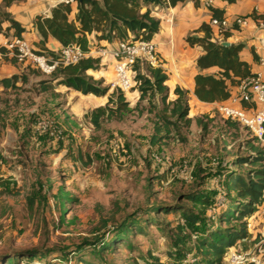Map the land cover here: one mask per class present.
Returning <instances> with one entry per match:
<instances>
[{
	"label": "rangeland",
	"instance_id": "rangeland-1",
	"mask_svg": "<svg viewBox=\"0 0 264 264\" xmlns=\"http://www.w3.org/2000/svg\"><path fill=\"white\" fill-rule=\"evenodd\" d=\"M70 3L75 10L77 3ZM34 66L20 72L25 80L15 95L22 99L38 79L50 78ZM110 75L115 77L114 69ZM105 86L111 93L116 89ZM133 93H126L128 101H135ZM62 103L54 104L64 117L39 112L44 105L37 102L14 101L15 107L5 108L10 125L4 123L13 131L0 135V264H202L196 231L208 236L231 227L222 221L235 198L227 179L247 176L254 168L238 161L253 157L251 147L260 149L249 134L228 126L214 107L191 113L192 124L180 135L173 132L152 146L159 110L144 116L148 103L134 113L101 119L100 129L88 120L90 111L82 114L79 101ZM53 130L60 134L52 136ZM195 195L211 206L194 207ZM28 196L39 198L33 210ZM260 209L247 222L251 236L227 250L224 264L232 255L258 251L264 239ZM189 210L200 220L196 226L184 219Z\"/></svg>",
	"mask_w": 264,
	"mask_h": 264
},
{
	"label": "trees",
	"instance_id": "trees-1",
	"mask_svg": "<svg viewBox=\"0 0 264 264\" xmlns=\"http://www.w3.org/2000/svg\"><path fill=\"white\" fill-rule=\"evenodd\" d=\"M23 1L1 0L0 43L4 39H24L23 35L26 30L7 12L11 6ZM188 1L190 0H99L82 4L75 1L77 3L75 10L71 3H60L51 10L50 17L38 16L34 21V28L42 38L41 45L44 47L42 50L48 52L53 58L57 57L58 53H52L45 47L50 39L59 42L63 48L79 45L86 53L91 52L93 47H101V43H117L118 45L124 41L152 42L160 30L161 22L153 16L150 7L174 8ZM192 1L196 5L199 4L198 0ZM209 11L212 14V19H224L223 13L218 9L212 8ZM252 18L257 23L264 25V14L254 13ZM5 24L7 27H4ZM213 31L210 25H203L197 32V34H202L201 37L193 35L187 38L190 46H200L204 50V55L197 61L200 73L195 78V96L204 104H224L231 100L232 88H237L242 80L254 76V74L251 71V66L240 58L244 45L232 44L229 47H224L221 43L226 42L230 36L229 33L224 36L223 41H219L215 39ZM91 36H94L92 41L89 39ZM5 52V48H0L1 54L4 55ZM4 61L12 62L14 60ZM140 62L144 63L147 68L145 69ZM99 66V58H87L77 65H60L50 75V81H44L42 84L57 82L58 85L65 86L84 96L107 97L106 105L92 113L91 122L96 129H100V120L103 118L127 115L142 110L141 104L144 101L149 106V108L144 107V113L147 111L152 116L153 111L158 108L159 112L155 115L157 123L154 125V133L151 137L152 146L166 141L173 132L180 135L183 126L189 127L192 124V120L189 119L191 113L188 92L180 87L176 88L177 98L171 101L169 89L166 86L168 76L162 68L151 67L142 60H139L134 66L132 91L139 93V99L137 105L132 109L123 91L117 88L111 93V87L105 86L103 81H95L93 77L88 76L89 71H98ZM211 69H215L217 72L209 75L203 74L204 71ZM134 74H136L135 77ZM20 80L24 81L25 79L21 76H13L10 79L0 80V83L6 87ZM157 99L160 102V108L155 104ZM225 120L228 126L237 125L245 130L239 123ZM196 122L203 130L208 129V124H204L201 120ZM245 131L247 132V130ZM252 140L257 144L253 138ZM258 146L260 149L251 147L253 157L242 158L238 161L239 166L247 164L254 169L250 170L247 176L229 175L227 179L230 190L235 193V198L230 203L222 221L231 227L213 232L208 236L204 231H196L197 240H200L197 247L199 258H204L202 264H224L227 250L234 247L238 241L251 236L248 234L247 222L264 204V150L260 145ZM199 196L190 197L194 207L201 204L204 205V208H209L212 202L207 199H205L207 201L205 203L200 202ZM38 199L36 196H28V209L33 210ZM183 216L190 226H196L200 221L194 213H191V210L184 212ZM234 223L236 225L232 226ZM203 227L207 231L209 225L204 222ZM29 257L31 258L32 255ZM12 259L14 257H10V260ZM84 262L86 261H82L81 264Z\"/></svg>",
	"mask_w": 264,
	"mask_h": 264
},
{
	"label": "crops",
	"instance_id": "crops-1",
	"mask_svg": "<svg viewBox=\"0 0 264 264\" xmlns=\"http://www.w3.org/2000/svg\"><path fill=\"white\" fill-rule=\"evenodd\" d=\"M207 0H198V5L192 0L185 4H180L174 8L156 7L151 6L153 16L161 22L159 32L155 35L152 42L158 46L160 54V65L163 71L168 76L166 86L169 89V99L175 100L176 88L180 87L188 92V101L190 106V113L194 115L206 114L214 107H219L222 104H204L200 102L195 96V78L200 73L197 66L198 59L204 55V50L200 46H190L187 42L189 36L197 34L203 25H209L212 14L205 8V2ZM50 2V3H49ZM58 3L53 4L52 0H24L23 2L16 3L7 9V12L12 18L17 21L26 30L23 38L29 41L31 47L36 51L42 50L44 47L41 45L42 38L38 31L34 28V21L38 16L50 17L51 10L57 6ZM0 6L2 2L0 0ZM77 8V6H76ZM213 8L218 9L223 13L224 18H232L235 16L243 17L248 20V26L234 32L229 33V37L226 42L231 45L243 44L244 49L240 53V58L243 62L251 66V71L254 75L261 74L264 78V65L259 62V58L264 54V26L253 20L252 15L257 13L258 15L264 14V0H215ZM7 27V25H4ZM215 39L223 41L224 37H221L217 32L213 31ZM94 36L89 37L92 41ZM103 48L113 49L117 46V43L108 44L101 43ZM46 49L52 53H59L63 46L50 39L46 44ZM99 47H93L91 49V55L89 58L100 59V66L98 71H89L88 76H93L96 81H103L104 84H114L115 77L111 76V72L115 67V61L111 57H100L96 54V50ZM28 61H12L7 62L0 60V80L10 79L13 76H20L21 71L29 66ZM31 68H36L31 67ZM217 70L211 69L203 72L205 75L214 74ZM115 73V72H114ZM44 81H50V78L38 79L37 85H34L33 90L25 96V99L15 95L17 87L20 86V81L17 83H11L8 86H3L0 83V135L5 131H13L10 126H6L7 117L4 116L6 106L13 105L14 101H30L31 104H43L44 110L39 112L45 113L46 110H52L56 114H65L57 108L58 104H54L56 101H62L64 105L68 104L71 98L75 101H79L80 111L83 115H86L88 111V120L91 121L92 113L100 108L104 107L107 103V97L98 98L92 95L84 96L81 93L75 92L65 86H60L57 82H49L43 85ZM34 92V95L30 98V94ZM236 93V88H232V95ZM133 99L135 101H128L133 108L137 105L139 99V93H133ZM229 102V101H228ZM227 102V103H228ZM16 103V102H15ZM147 104V102L144 101ZM224 103V104H227ZM160 105V102L158 101ZM36 106H33L35 109ZM146 106V105H145ZM160 107V106H159ZM88 108V109H87ZM86 109V111H82ZM88 110V111H87ZM50 114V112H48ZM148 115L146 111L144 116ZM79 116V115H78ZM6 121H5V119ZM5 122V123H4ZM10 125L9 123H7ZM13 125V123H11Z\"/></svg>",
	"mask_w": 264,
	"mask_h": 264
},
{
	"label": "built area",
	"instance_id": "built-area-1",
	"mask_svg": "<svg viewBox=\"0 0 264 264\" xmlns=\"http://www.w3.org/2000/svg\"><path fill=\"white\" fill-rule=\"evenodd\" d=\"M214 2L215 0H207L205 8L212 9ZM209 25L219 36L224 37L227 33L247 27L248 20L239 16L227 17L223 20L211 19ZM0 48L6 49L4 55L0 53V60L7 57L11 60L28 61L47 75L55 72L60 65H77L91 55V52H84L79 45H70L62 48L57 57L47 58L34 51L27 40L19 38L4 39L0 43ZM96 54L100 57H111L115 61V83L112 86L125 94L133 89V69L139 60L145 61L154 68L160 65L158 46L153 42L124 41L111 50L99 47ZM259 62L264 65V54L260 56ZM219 112L225 119L239 123L264 150V78L261 74L242 80L231 100L219 106ZM55 133L60 134L59 131L53 130L52 135L55 136ZM260 210L264 215V204ZM226 262L227 264H264V239L257 252L248 256L232 255Z\"/></svg>",
	"mask_w": 264,
	"mask_h": 264
},
{
	"label": "water",
	"instance_id": "water-1",
	"mask_svg": "<svg viewBox=\"0 0 264 264\" xmlns=\"http://www.w3.org/2000/svg\"><path fill=\"white\" fill-rule=\"evenodd\" d=\"M75 1H78L79 3H84V2H95V1H99V0H61L60 3H70V2H75ZM58 3V5L60 4ZM56 7V6H55ZM222 46L224 47H229L231 46V44L229 42H222L221 43Z\"/></svg>",
	"mask_w": 264,
	"mask_h": 264
},
{
	"label": "bare ground",
	"instance_id": "bare-ground-1",
	"mask_svg": "<svg viewBox=\"0 0 264 264\" xmlns=\"http://www.w3.org/2000/svg\"><path fill=\"white\" fill-rule=\"evenodd\" d=\"M56 1L60 2L61 0H52V3H55Z\"/></svg>",
	"mask_w": 264,
	"mask_h": 264
}]
</instances>
